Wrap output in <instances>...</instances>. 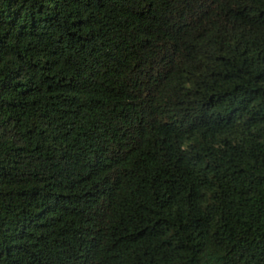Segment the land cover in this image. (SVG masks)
Masks as SVG:
<instances>
[{
  "label": "trees",
  "instance_id": "obj_1",
  "mask_svg": "<svg viewBox=\"0 0 264 264\" xmlns=\"http://www.w3.org/2000/svg\"><path fill=\"white\" fill-rule=\"evenodd\" d=\"M0 264H264V0H0Z\"/></svg>",
  "mask_w": 264,
  "mask_h": 264
}]
</instances>
